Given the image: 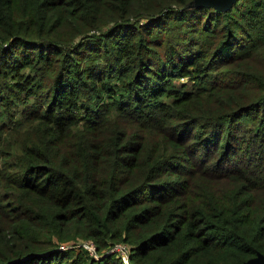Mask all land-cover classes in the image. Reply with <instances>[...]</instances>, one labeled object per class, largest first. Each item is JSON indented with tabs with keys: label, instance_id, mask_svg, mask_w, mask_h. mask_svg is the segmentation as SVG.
Here are the masks:
<instances>
[{
	"label": "trees",
	"instance_id": "trees-1",
	"mask_svg": "<svg viewBox=\"0 0 264 264\" xmlns=\"http://www.w3.org/2000/svg\"><path fill=\"white\" fill-rule=\"evenodd\" d=\"M259 252L264 0H0V264Z\"/></svg>",
	"mask_w": 264,
	"mask_h": 264
},
{
	"label": "water",
	"instance_id": "water-1",
	"mask_svg": "<svg viewBox=\"0 0 264 264\" xmlns=\"http://www.w3.org/2000/svg\"><path fill=\"white\" fill-rule=\"evenodd\" d=\"M235 1L236 0H196V4L227 10L233 6ZM242 264H264V253L259 252L256 256L249 258Z\"/></svg>",
	"mask_w": 264,
	"mask_h": 264
},
{
	"label": "built area",
	"instance_id": "built-area-1",
	"mask_svg": "<svg viewBox=\"0 0 264 264\" xmlns=\"http://www.w3.org/2000/svg\"><path fill=\"white\" fill-rule=\"evenodd\" d=\"M84 245L89 249L91 250L92 252H95V249H94V245L90 242H86L84 243ZM117 249L119 251H121V253L123 254V258L128 262V251H129V248L127 247V245L125 244H116L115 247H114V250Z\"/></svg>",
	"mask_w": 264,
	"mask_h": 264
}]
</instances>
